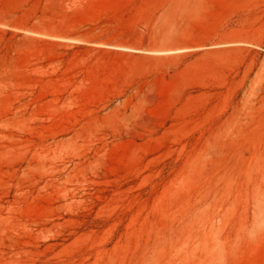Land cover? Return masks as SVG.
<instances>
[{"label":"rangeland","instance_id":"obj_1","mask_svg":"<svg viewBox=\"0 0 264 264\" xmlns=\"http://www.w3.org/2000/svg\"><path fill=\"white\" fill-rule=\"evenodd\" d=\"M0 264H264V0H0Z\"/></svg>","mask_w":264,"mask_h":264},{"label":"bare ground","instance_id":"obj_2","mask_svg":"<svg viewBox=\"0 0 264 264\" xmlns=\"http://www.w3.org/2000/svg\"><path fill=\"white\" fill-rule=\"evenodd\" d=\"M204 238V237H203ZM204 241H205V239H203ZM204 241H203V243H204Z\"/></svg>","mask_w":264,"mask_h":264}]
</instances>
